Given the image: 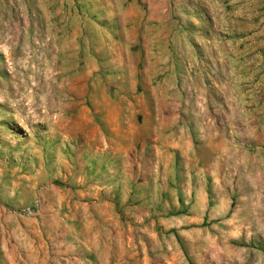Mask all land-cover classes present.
I'll list each match as a JSON object with an SVG mask.
<instances>
[{"label":"rangeland","instance_id":"obj_1","mask_svg":"<svg viewBox=\"0 0 264 264\" xmlns=\"http://www.w3.org/2000/svg\"><path fill=\"white\" fill-rule=\"evenodd\" d=\"M142 22L116 0H0V264H264L263 91L236 51L213 79L185 49L165 65Z\"/></svg>","mask_w":264,"mask_h":264},{"label":"crops","instance_id":"obj_2","mask_svg":"<svg viewBox=\"0 0 264 264\" xmlns=\"http://www.w3.org/2000/svg\"><path fill=\"white\" fill-rule=\"evenodd\" d=\"M119 17L141 18L143 21V41L152 45L153 50H165L167 39L171 40L177 56H173L165 65L181 66L184 63L182 49L189 52V65L193 69L194 78L201 81L203 78H211L209 65L222 63L230 72L231 61L237 58V63L232 70L235 72L238 83L255 81V87L264 94V73L260 72V49L262 42L259 39L263 32L264 0H116ZM181 18H189L190 25L178 24L167 30L165 21L171 15ZM221 19L223 25L217 29V25H205L209 19L217 21ZM151 23V24H150ZM132 27L128 33H132ZM217 33L237 35V38H219L208 35ZM145 35V37H144ZM243 35V36H242ZM237 39V40H236ZM219 52L215 58L208 56L210 47L217 48ZM236 51V53L230 51ZM249 51L252 58L244 56ZM175 53V52H174ZM169 57H166V59ZM159 63L164 62L165 54L158 57ZM250 63L247 70V64ZM221 66V64H219ZM221 70V69H220ZM226 71V74L228 72ZM232 71V72H233ZM201 95L197 93V98ZM198 114V112H197ZM203 128L200 127V129Z\"/></svg>","mask_w":264,"mask_h":264},{"label":"built area","instance_id":"obj_3","mask_svg":"<svg viewBox=\"0 0 264 264\" xmlns=\"http://www.w3.org/2000/svg\"><path fill=\"white\" fill-rule=\"evenodd\" d=\"M29 211V210H28Z\"/></svg>","mask_w":264,"mask_h":264}]
</instances>
